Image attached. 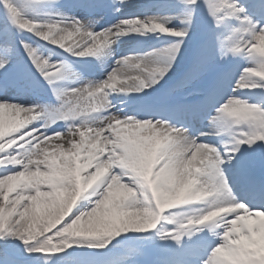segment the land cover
Returning a JSON list of instances; mask_svg holds the SVG:
<instances>
[{"label":"bare ground","instance_id":"bare-ground-1","mask_svg":"<svg viewBox=\"0 0 264 264\" xmlns=\"http://www.w3.org/2000/svg\"><path fill=\"white\" fill-rule=\"evenodd\" d=\"M85 23L86 21L75 22L68 26H64L61 30L54 27L55 31L60 35H58L59 41L65 40L68 36L75 35L76 33L73 30L80 31L85 26ZM260 32V36L264 41V28H261ZM64 33L66 36H64ZM165 35L168 37L171 36L170 32H167ZM111 36H113L112 27H98L88 34L85 39L87 40V45L91 48V46H99L101 43L109 41ZM128 36L127 33H121L117 36V39L121 41V44H124L128 41ZM77 37L81 36L79 35ZM117 39H113L110 44L113 42L116 44ZM59 47L65 49L64 46ZM139 49L143 50L144 48L139 47ZM90 59L95 60L96 56L92 55ZM239 61L241 62L242 59L239 58ZM233 62H236V59ZM260 67L262 68L260 72L242 73L238 82L233 85L231 92L233 94L251 92L257 96L264 95V63L260 64ZM131 74H133L135 78L137 76V71L128 70L123 73V75ZM257 79L259 80V83H256ZM164 83H166V81H164ZM102 84L103 82H97L89 84L88 87L92 89L95 88V86ZM86 92L87 90L85 92L80 90L81 94L85 93L87 95ZM71 96L74 97L75 100L77 99L76 93H72ZM83 97L84 96H81L80 98ZM146 101L147 98L145 99L144 104L141 103L139 105L140 111L142 113H151L149 109L145 108ZM81 102L84 107H87L88 100L86 98ZM230 102L232 101H229V103ZM102 104H106V101L102 100ZM0 108L2 109L0 112V142L9 131L11 132L17 129L11 128V126L17 124L19 120L21 124H23L22 132L19 135L25 136L30 133H37L35 126L39 120L34 117L38 114V106L34 103L29 102L28 100H20L15 107L0 104ZM118 108L122 109L121 106ZM123 110L131 111V109ZM103 111L106 110H102V112ZM260 111L262 112V110ZM91 112L92 111L86 113ZM115 112L114 109H111L107 116L97 118L91 123V125L95 124L97 127L94 137L97 136L96 132L101 134L106 130L112 133H117V127L122 129V135L124 137L125 132L128 130L134 131L137 130V128H140V124H135L137 123L135 120H132L131 124H122V121H119L116 117H112L114 116L112 114ZM235 116L238 115L228 116V119ZM99 120L107 123H103ZM240 121L244 122L245 120L240 119ZM145 124L147 129L143 133H141L140 130L138 131L141 140H149L150 147L146 152H150L153 150V147L156 146L165 150L168 149L169 145L173 146L174 150V153L166 151L164 154H170L173 163L170 162L171 160L169 159L171 158H169L164 169L157 171V175L152 183L156 182L155 180L157 179L155 184L158 185L153 188L152 191L146 186L147 182L144 180L146 175L143 173L142 169L136 170L133 173L129 171V173H132L131 175L122 170L114 171L111 168V165L115 163L112 160L109 161V157L102 156V154L107 153V151L103 149V146L99 153L96 152L93 156H90L89 159L86 152L82 149V144L77 141V137H69L67 140L65 139L67 136H61L57 139L50 137V139L41 146L43 148L42 154H44L42 159L38 158L36 163H34V160L30 159L24 165L17 161L18 165L22 167L20 168L21 170L16 173L6 174L9 175V177H11V175L12 177H18L21 179L20 181L25 182V185H29V188H24L23 186L20 190L19 186H16L17 183L15 184V188L19 192L16 197V200H18V206L11 212H18L16 208H19L20 198H23L22 200L27 199L30 203L34 201L33 207L38 208L36 212L42 213L39 218H43L47 222L49 218H51L50 216L57 212V207L55 205L56 201L59 202L58 204L64 212H67L70 209H73L75 212V207L86 206L84 207V212H86V214L82 219L74 223L71 222L72 225H78L81 233L80 236L82 237L80 240H85L87 236L95 235L97 233L100 234L106 231L110 232L113 236H117V234L121 236L130 235L134 229L141 227L140 224H137L139 221L138 218L142 214H150L152 206L149 203V198L151 195H156V198L160 203L165 201H174L175 203H178L180 197L184 195L187 196L186 194L203 197L202 201H205V203H199L196 209L189 211L190 213L183 217L184 222L190 219L200 221L202 218H208L217 214V211L221 209L232 207L234 201L231 198L213 201L214 199L212 200L211 196H209V191H211L212 185L210 184L211 180L208 179V176L218 174L222 166H220V164H217L216 167L214 166L217 153L209 149V144L205 143V140L201 141L187 138L180 132L175 133L173 139H171V135L167 137V133H170V131L165 127L152 124L150 120ZM28 125H31L29 127L30 129L26 130ZM199 127L201 129H207L210 126L199 125ZM91 131V129H87L83 136L80 134L79 136H81L83 140H85V138L88 139ZM262 137H264V130L258 133L251 131L249 148H257L252 147V142ZM209 141L216 142L217 138H209ZM70 142H74V144H70ZM42 143L43 141L40 140V144ZM96 144H100V141H97ZM102 144L108 146L112 150L116 149V145L112 142H107L105 140ZM166 144L167 146L163 148V145ZM241 153H246V151ZM36 157H38V155ZM47 158H51L55 170L47 168ZM38 165H41V167L39 168ZM24 167H28L29 170L25 171ZM195 168L199 169L195 170ZM6 172L7 171L1 170L0 175ZM9 177L0 180V183L4 180H8ZM249 178H251V176H249ZM241 179L245 180L246 176L243 175ZM197 180H199V184L196 183ZM78 181L83 183V189H75V182ZM89 183L94 184L91 186ZM143 183L147 189H145ZM222 184V179L216 180L217 189L221 188ZM88 185L89 189L87 187ZM140 185H142L141 188ZM11 191L12 188H10V192ZM26 204L27 203H24V205ZM157 205L158 203L155 204V206ZM9 208H12V206ZM1 210L2 207L0 206V212ZM25 211L30 212L31 209L28 208ZM117 213H121V216L117 215ZM25 214L26 213L23 212V215ZM168 215L171 217L173 214L169 213ZM26 216L28 217V215ZM11 217L16 223L14 226L16 234L13 238V244L26 241L30 237L36 236L47 245L45 236L51 228L47 229V231H43L42 228L48 223L32 221L31 219L35 220L34 218L24 220V218H21L22 216L18 215L15 216V218L12 215ZM251 225V227L242 226V231L235 234L234 239L238 243L239 249L236 254H229V260L223 258L221 260L222 262L228 261V264H253L254 260L249 253L244 254L242 251L248 250L250 247H254V249L260 253L261 251H264V222ZM62 232L64 233L65 231H61L59 227L51 232V236L54 237L53 245L60 252L69 244L66 242L65 234ZM47 237H49V235H47ZM117 243L120 242L117 241ZM13 244L7 243L9 246H12ZM96 245L97 244L91 246ZM25 246H28V242L25 243ZM120 246L125 247L126 243L122 242ZM118 247L119 246H113L109 253L117 255ZM17 248L18 246H13V249ZM214 248L217 254L225 250L224 245H216ZM224 252L226 253V251ZM243 257L246 259L245 261L242 260ZM120 258L123 260L121 256ZM261 259H264L263 255H261ZM208 261L210 264L211 258H208Z\"/></svg>","mask_w":264,"mask_h":264},{"label":"rangeland","instance_id":"rangeland-1","mask_svg":"<svg viewBox=\"0 0 264 264\" xmlns=\"http://www.w3.org/2000/svg\"><path fill=\"white\" fill-rule=\"evenodd\" d=\"M21 2L23 0H20ZM24 1H28V6H29V3L32 1V0H24ZM22 5V4H20ZM253 17V16H252ZM248 25V22L244 23V26H247ZM242 28H245V27H242ZM187 29V27L185 28ZM186 31H191V30H186ZM219 40L221 41V38H219ZM30 44V43H28ZM185 45V43H180L179 45H177L173 51L174 52H177L181 49H183V46ZM264 54V52H263ZM117 79V76L116 78ZM2 110L0 109V112ZM137 149L133 146H130V144H126L125 145V148H124V151L122 152V156L124 157L125 159V166L128 167V168H131L132 167V154L136 151ZM136 161H139L140 160L136 157ZM142 161V160H141ZM142 164L143 166H147V161H142ZM10 181V180H9ZM10 184L8 183V186ZM75 187V186H74ZM78 187V185H77ZM16 197L17 195L16 194H13L10 198L8 199H3V193L0 194V206L2 207V210L0 212V264H4L5 262H7V260L9 262H7V264H13L14 260L15 261H23L24 257H22L21 255H18L14 249L12 250L14 253H10L8 250H4L5 248L8 249V247L10 246H7V243H10L13 241V238H14V235H15V230H14V226L16 225V223L14 222V219L11 217V215L15 218V216H22L21 218H24L27 219V220H30L31 218H34L35 220L31 219L32 221H38L39 223H48L47 225H45L44 228H42L43 231H47V229L51 228L49 231H53L55 228H57L58 224L60 222H64V223H69L71 220H75L76 217L78 216V214L80 212H76L75 214H72L70 217H67L65 216V212L64 210H62V208L60 207V205L58 204L59 202L56 201L55 202V205L57 207V212L54 214V215H51L48 220V222L46 220H44L43 218H39L40 215L42 214L41 212H36V210L38 208H34L33 205H34V201H32L30 203L29 200L27 199H24L22 200L23 198H20L19 199V208H16V210H18V212H11L12 210L15 209V207L18 206V200H16ZM27 203L26 205H24V203ZM10 206H12V208H9ZM31 209L30 212H27L25 211L26 209ZM60 210H59V209ZM64 208V207H63ZM43 211V210H42ZM23 212H25L26 214L23 215ZM44 212V211H43ZM119 212V211H118ZM28 215V217L26 216ZM30 215V216H29ZM118 215V213H117ZM37 217V218H36ZM20 218V219H21ZM37 219V220H36ZM19 220V219H18ZM20 221V220H19ZM25 222V221H24ZM78 227V226H77ZM79 227L78 228H71L70 231L65 235L66 239L72 243L74 242L76 239H78L80 233H79ZM106 234H108L107 232H103V233H100L98 234L99 238H100V241L102 243L105 242L107 238ZM97 236V237H98ZM36 237V236H34ZM95 238L96 235H91V236H88L87 238ZM37 241V239H31V241ZM39 241V240H38ZM46 242L48 244H50V239L48 238L46 240ZM25 246V245H22L21 248ZM39 249H44V250H49V246H46V245H43V244H40L38 242V244H35V250L36 252L39 250ZM89 249H82L80 252H78L79 255H83L84 252H87ZM46 258H42L41 261H44V263H46V261H48V264H53V259H47L45 260ZM40 261V262H41Z\"/></svg>","mask_w":264,"mask_h":264}]
</instances>
